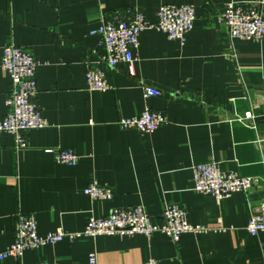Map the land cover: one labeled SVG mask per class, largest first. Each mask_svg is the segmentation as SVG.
I'll return each mask as SVG.
<instances>
[{
  "label": "crops",
  "instance_id": "0c3cea01",
  "mask_svg": "<svg viewBox=\"0 0 264 264\" xmlns=\"http://www.w3.org/2000/svg\"><path fill=\"white\" fill-rule=\"evenodd\" d=\"M228 2L264 0H0V60L8 43L40 62L36 103L49 125L26 132L15 147L11 133L0 135V250L14 242L15 214L31 213L38 233L81 231L92 216L114 208L143 206L157 224L167 202L185 206L189 222L208 229L186 232L174 243L163 232L63 239L25 250L0 264H264V231L247 224L264 201V39L230 38L221 18ZM163 4H191L193 29L184 43L146 29L135 50V74L127 63L109 68L105 47L92 31L114 10L132 8L158 22ZM105 72L111 88L90 90L87 71ZM162 90L146 97L142 84ZM11 88L0 63V121ZM151 108L167 121L141 134L122 118ZM254 114L251 121L237 116ZM57 148H72L75 165L56 160ZM52 149V150H50ZM211 158L225 170L259 179L250 193L235 192L219 203L194 189L196 164ZM92 182L111 186L114 196L94 200Z\"/></svg>",
  "mask_w": 264,
  "mask_h": 264
},
{
  "label": "built area",
  "instance_id": "2783aa9c",
  "mask_svg": "<svg viewBox=\"0 0 264 264\" xmlns=\"http://www.w3.org/2000/svg\"><path fill=\"white\" fill-rule=\"evenodd\" d=\"M158 15L159 20L155 23L149 21L143 12H135L132 8L114 10L108 16L104 14L101 25L92 31L93 34L100 36L105 47L102 62L109 68L127 63L129 73L134 75L135 50L140 45L144 30L156 29L166 33L168 38L184 43L197 17L195 7L191 4H163L159 8ZM221 18L229 28L231 39H264L262 6L228 2L221 12ZM0 63L11 78V88L6 99L8 112L0 121V135L11 133L15 139V147L19 149L26 146L27 131L49 125L36 103L38 95L36 75L40 62L29 51L11 42L3 46ZM86 76L90 90L106 91L111 88L105 72L99 68H89ZM142 90L146 97L160 96L163 93L161 89L149 83H143ZM236 119L251 121L254 124L252 112L248 116H237ZM166 121L164 112L146 108L138 115L122 118L120 124L126 128H136L141 134H147L155 131ZM79 159V154L72 148L56 149V160L60 163L75 165ZM193 182L195 190L211 194L220 203L222 199L235 192L250 193L258 186L259 179L242 176L234 170H225L219 160L211 158L194 166ZM84 192L94 200H107L114 196L111 186L96 182L90 183ZM162 218V222L157 224L143 206L118 207L107 216H92L81 231L69 232L60 228L41 236L38 233L35 216L19 210L15 214L14 242L6 249L0 250V261L12 256L21 258L28 248H36L66 238L73 240L99 235L136 233L151 236L155 232H163L177 243L186 232H203L208 229L204 225L189 222L185 206L178 202L165 203ZM247 230L252 234L264 231V201L259 204L249 220ZM89 264H98L95 253L90 254ZM138 264H159V262L155 258H149Z\"/></svg>",
  "mask_w": 264,
  "mask_h": 264
}]
</instances>
